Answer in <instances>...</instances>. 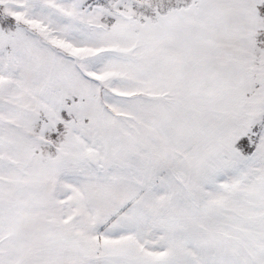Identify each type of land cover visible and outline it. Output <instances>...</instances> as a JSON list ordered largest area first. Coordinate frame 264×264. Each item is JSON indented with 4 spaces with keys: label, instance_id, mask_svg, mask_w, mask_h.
I'll use <instances>...</instances> for the list:
<instances>
[{
    "label": "snow or ice",
    "instance_id": "obj_1",
    "mask_svg": "<svg viewBox=\"0 0 264 264\" xmlns=\"http://www.w3.org/2000/svg\"><path fill=\"white\" fill-rule=\"evenodd\" d=\"M0 264H264V0H0Z\"/></svg>",
    "mask_w": 264,
    "mask_h": 264
}]
</instances>
